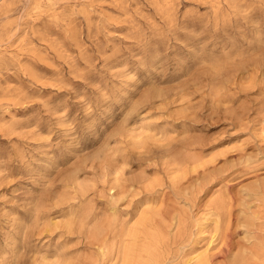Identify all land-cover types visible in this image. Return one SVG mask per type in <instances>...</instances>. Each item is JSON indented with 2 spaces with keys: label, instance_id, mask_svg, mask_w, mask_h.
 Here are the masks:
<instances>
[{
  "label": "rangeland",
  "instance_id": "rangeland-1",
  "mask_svg": "<svg viewBox=\"0 0 264 264\" xmlns=\"http://www.w3.org/2000/svg\"><path fill=\"white\" fill-rule=\"evenodd\" d=\"M264 264V0H0V264Z\"/></svg>",
  "mask_w": 264,
  "mask_h": 264
},
{
  "label": "bare ground",
  "instance_id": "bare-ground-1",
  "mask_svg": "<svg viewBox=\"0 0 264 264\" xmlns=\"http://www.w3.org/2000/svg\"><path fill=\"white\" fill-rule=\"evenodd\" d=\"M201 264H203V263H201Z\"/></svg>",
  "mask_w": 264,
  "mask_h": 264
}]
</instances>
